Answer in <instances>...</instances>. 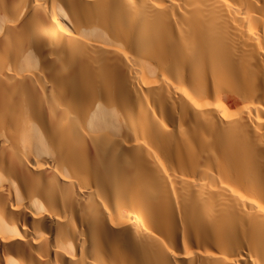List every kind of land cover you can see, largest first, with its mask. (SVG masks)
Masks as SVG:
<instances>
[{"label":"bare ground","instance_id":"obj_1","mask_svg":"<svg viewBox=\"0 0 264 264\" xmlns=\"http://www.w3.org/2000/svg\"><path fill=\"white\" fill-rule=\"evenodd\" d=\"M0 264H264V0H0Z\"/></svg>","mask_w":264,"mask_h":264}]
</instances>
